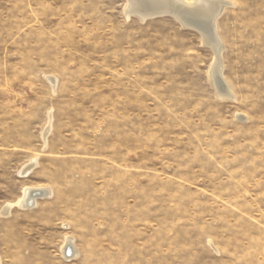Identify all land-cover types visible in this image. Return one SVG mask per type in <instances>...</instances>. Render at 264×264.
<instances>
[{"label":"rangeland","instance_id":"1","mask_svg":"<svg viewBox=\"0 0 264 264\" xmlns=\"http://www.w3.org/2000/svg\"><path fill=\"white\" fill-rule=\"evenodd\" d=\"M230 2L227 101L200 18L0 0L1 264H264V0Z\"/></svg>","mask_w":264,"mask_h":264},{"label":"bare ground","instance_id":"2","mask_svg":"<svg viewBox=\"0 0 264 264\" xmlns=\"http://www.w3.org/2000/svg\"><path fill=\"white\" fill-rule=\"evenodd\" d=\"M230 5H232L230 0H127L125 9L127 17L138 16L142 20L170 14L181 20V22H184L186 26H189V23H187L189 17H194V19L200 18V25L202 27H200V29L203 33L204 42L213 49L215 54L214 61L209 71L210 80L216 89L217 95L221 99L229 101L237 99L232 85L223 73V52L226 46L219 32L218 23L219 18ZM36 162L35 159L23 166L21 174L23 176H28L33 168H35ZM52 190L53 189L43 186H27L24 188L21 197H19L17 201L8 203L4 207L2 214H9L14 206L23 208L35 207L38 204V199L48 197V195L50 197L53 193ZM62 253L68 261L75 260L79 256L80 251L73 236H66L64 245L62 246Z\"/></svg>","mask_w":264,"mask_h":264},{"label":"water","instance_id":"3","mask_svg":"<svg viewBox=\"0 0 264 264\" xmlns=\"http://www.w3.org/2000/svg\"><path fill=\"white\" fill-rule=\"evenodd\" d=\"M189 27H192V28H195V29H197L198 30V26L196 27L195 25L194 26H192V25H189Z\"/></svg>","mask_w":264,"mask_h":264}]
</instances>
